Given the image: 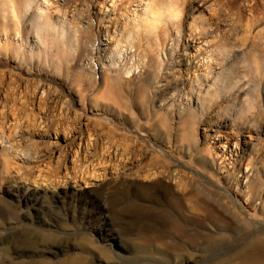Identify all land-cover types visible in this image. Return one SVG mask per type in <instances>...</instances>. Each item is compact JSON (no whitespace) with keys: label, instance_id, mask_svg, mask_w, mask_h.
Masks as SVG:
<instances>
[{"label":"rangeland","instance_id":"374dc122","mask_svg":"<svg viewBox=\"0 0 264 264\" xmlns=\"http://www.w3.org/2000/svg\"><path fill=\"white\" fill-rule=\"evenodd\" d=\"M145 1L0 0V264H230L264 235V13L196 38L193 0L160 45Z\"/></svg>","mask_w":264,"mask_h":264},{"label":"bare ground","instance_id":"6f19581e","mask_svg":"<svg viewBox=\"0 0 264 264\" xmlns=\"http://www.w3.org/2000/svg\"><path fill=\"white\" fill-rule=\"evenodd\" d=\"M45 1H47V0H45ZM49 1L50 0H48V6L50 5ZM140 1L142 2L143 0H140ZM197 1L198 0H196V2ZM208 1L209 0H207V2ZM239 1L240 0H228V1L218 0V1L214 2V4H212L211 15L208 18L204 19L202 26H200V28H197L196 30L191 32V36L193 35L194 37L196 36V38H199V36H200V38L201 37L205 38L208 35H212L213 32L221 30V27H220L221 18L224 17L225 16L224 14H226V13H227V17H228L229 11H231V10L233 11V9H236V10H234V13L233 14L231 13L230 15H237V19H238V17H239V19L242 18L244 16L243 15L244 8L241 6H237L239 4ZM247 1H248V3L245 4V7H246V10L249 11V16L246 17V20H247L246 26H248V28L249 27L252 28L262 20V13H264V12H262V10L264 11V9H260V7L264 8V3H263V5L261 4L262 0H247ZM191 2L194 3L195 1H193V0H146L143 3V5L141 3L138 5L140 7L145 6V7H143L141 13L137 11L139 9L133 10V16L131 17V20H133L135 23L136 22L138 23L141 21H144L143 23L146 22V24L148 25V27L150 29V32L152 31L153 33H155L156 37L154 36L155 37L154 39L160 45H162L163 43H165L169 39L174 41L175 37H177V36H175L173 34L179 35L181 33V30L185 24V22L183 20L184 15H185L184 14V8H185V6L190 4ZM201 4H203V3H201ZM44 5H45V2H44ZM46 7H47V4H46ZM237 19H235V21ZM240 21H242V20L240 19ZM140 25H141V23H140ZM250 28H249V30H250ZM133 30H135V28H133ZM221 31H223V30H221ZM134 33H135V31H134ZM216 33H218V32H216ZM129 38L131 39V37H129ZM178 38H179V36H178ZM173 45H174V43H173ZM202 50L200 48L198 49V52H199L198 54L200 56L203 55ZM203 60L207 65H212V63L215 62L214 58H211V56H208V55L206 56L205 54L203 55L202 61ZM178 200H177V202H178ZM206 214H207L206 215L207 217H209V218L211 217V212L209 210H208V213H206ZM178 225H179L177 227L178 230L182 231L180 224H178ZM201 237H203L206 240V242H208L209 247H213L215 245H218V243L216 241L217 238L212 239L211 236L210 237L201 236ZM153 238L157 239V241H153L152 240ZM153 238H151V242H153L154 244L158 243L160 240H162L157 236L153 237ZM125 240L129 241V240H131V238L127 237ZM230 241L231 240L229 238H227L226 236H223V237H221V240L219 241V243L220 244H226V243H229ZM84 244L87 245L88 243L84 242ZM134 244H136L137 247L140 248L139 250H142V249L147 250V249H149V246H150V245H148L149 242H143V241L142 242H136ZM88 245L90 246V251H91V249H93L96 252L93 254L94 256L91 257V259L88 256H84L83 254L69 255L68 257H66V259L64 258L65 260L62 262V264H94L93 262H95V259H96L95 256L96 255L99 256V258H100V256H102L107 261H109L113 258L112 252H111L112 247L111 248L101 247L98 244H95L92 242H91L92 247H91L90 243ZM117 245H121V243L120 244L118 243ZM106 246H108V245H106ZM230 262H229L230 264H264V235H254L250 239H248L244 243V245L239 250L236 251L233 258L230 259Z\"/></svg>","mask_w":264,"mask_h":264}]
</instances>
